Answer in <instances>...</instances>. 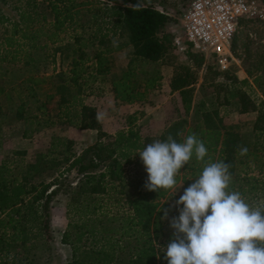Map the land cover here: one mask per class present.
<instances>
[{"label": "trees", "instance_id": "1", "mask_svg": "<svg viewBox=\"0 0 264 264\" xmlns=\"http://www.w3.org/2000/svg\"><path fill=\"white\" fill-rule=\"evenodd\" d=\"M22 1L24 5L14 8L13 17L0 13V98L6 101L4 107L0 104V129L21 124L25 127L22 137L29 138L27 126L36 132L63 124L86 131L90 141L77 143L75 149L73 140L53 137L49 149L38 153L18 173L10 167L12 162L8 158L1 160L0 264H15L16 248L29 252L34 247L32 242L50 240L51 203L62 196L66 199L67 215L74 219L68 222L61 237V244L68 246L71 253L66 264H167L165 252L158 254L155 247L165 234L162 224L165 210L168 216L173 211L167 198L179 182L184 189L193 183L203 164L193 157L176 177V186L159 192L145 188L148 176L138 182L128 179L125 167L143 163L138 152L169 135L183 142L195 133L205 143L213 161L223 160L231 165V188L239 191L246 201L264 190L263 181L249 176L246 160L250 154H239L240 137L234 126L223 123L218 109L203 108L201 119L190 125L187 121L202 70L201 85L225 90L221 106L232 104L238 114L258 113L254 130L264 131V43L251 51L247 33L254 24L261 26L260 33L264 34V22L241 19L231 42L233 56L246 65L247 77L262 95L260 104L241 89L249 82L238 81L231 71L233 65L226 72L211 62L204 65V56L187 46L183 55L189 63H170L173 72L168 83V96L180 98L183 116L174 106L152 139L142 137L144 125L136 124L138 114L134 112L127 118V130L109 136L97 120V109L86 104L85 98L105 88L116 103L141 106L148 101L163 79L157 65L171 60L175 50L173 41L177 35L172 27L176 20L167 11L169 1L160 2L161 8L141 0ZM183 3L178 0L173 3L177 14ZM92 4L104 6L91 7V18L86 23L80 22L81 10ZM91 9L87 12H92ZM91 27L92 30H86ZM68 30L72 33L65 42L62 35ZM243 34L245 38L241 41ZM127 48L129 59L118 74L113 71L114 57ZM15 63H22L31 73L25 78L14 76L17 82L7 89L12 77L2 65ZM146 65L151 68L143 69ZM218 76H222L223 83L215 82ZM47 82L53 92L40 99L36 88ZM17 90L19 93L12 95ZM242 157L247 159L244 161ZM241 181L242 184L236 185ZM111 192L125 198L127 213L108 216L101 211L102 199L98 197ZM172 239L173 232L167 235L165 244Z\"/></svg>", "mask_w": 264, "mask_h": 264}, {"label": "rangeland", "instance_id": "2", "mask_svg": "<svg viewBox=\"0 0 264 264\" xmlns=\"http://www.w3.org/2000/svg\"><path fill=\"white\" fill-rule=\"evenodd\" d=\"M76 1L83 2L84 0ZM141 1L143 3L145 2L153 4L158 8H161L160 2L163 3V0ZM168 1L170 4V8L167 11L172 16V19L176 20L173 24L172 31L177 36H180L181 31L178 22L179 14L190 0H178L181 1V3L182 1L184 2L182 6L178 7V14L176 13L177 10H175L172 6L173 3L177 0ZM2 2L3 0H0V13L9 17L14 16L15 7H22L24 5L22 0H6L4 1L5 4H3ZM103 6L104 5L101 4L87 5L81 10L79 21L82 23H86V21L91 18V13H93V9H91V7ZM89 9H91L92 12L88 13L87 11ZM260 27L261 26L259 25L253 24L247 32L250 34L248 35V39L250 42L251 51H255L259 45L264 43L262 36L264 34L262 32L260 33ZM86 30L90 31L92 30V27ZM71 33L72 31L68 30L67 33L62 35V38L65 42L68 41L71 36ZM240 37L241 41L245 38L244 34ZM69 42H71V40H69ZM129 54L130 49L127 48L115 55V63L113 69L114 72L119 74L120 71L126 66L127 61L129 59ZM172 57L173 58H171V60L165 59L157 65L158 69L163 74V79L160 83L159 88L150 93V95L148 96V101L146 103L142 104L141 106L138 105V110L134 109L135 114H138L136 124L140 123L144 125L140 131L142 137L148 136L154 139L155 136L160 132V129L163 126L164 120L168 115V112H170V110L173 109L174 106H176L175 108L179 109L181 117L184 114L183 107L180 103V98L177 95L173 97L168 96L169 89L166 87V84L168 85L173 72V68L172 66H170V63L179 64L189 62L186 61V58L182 53H179L176 50H173ZM236 59L238 61V65L234 64L232 66L233 68L231 67V71L234 72L238 81H242L244 79L248 80V85L241 86V89L246 92L256 104H260V102L263 100L260 91L252 84V79L247 77L245 73L246 65H244L238 58ZM210 62L211 61L206 60L204 58V65H211ZM190 64H192V62H190ZM2 66L7 72L11 73L12 77L11 85H6L7 89L14 86V83L17 82L14 76H17L18 78H20L19 76H23L25 78L28 74L31 73L28 72V68L24 67L22 63H15L10 66L3 64ZM146 68H151V65H146L145 67L143 66V69ZM16 70H19V72ZM199 74L200 78L198 79L194 87L195 89L193 92L191 111L187 116L188 125L193 124L192 122H195L198 119H201L200 112L203 108L218 109L219 115L221 116L223 123L225 125L234 126L235 131L240 137L241 146L248 148V153L250 154L249 158H246V160L242 157V159L244 161L246 160L249 164V176L254 177L256 180H259V182L263 181L264 183V131L261 132L260 130H254L255 121L258 113L249 112L247 114L242 115L237 113V108L232 104L221 106V102L224 101L225 90L220 88L213 90V88L208 86L207 84L201 85V76L203 74V71L200 70ZM215 82L219 84L223 83L222 76L216 77ZM103 85L104 84H99L98 86L103 87ZM52 92L53 89L51 88V85L48 82L36 88V94L40 99H44L46 95L52 94ZM18 93L19 92L17 90L12 95L16 96ZM152 94H158V97L153 98ZM0 100V104H2V106L4 107L3 104L6 102L4 97H1ZM85 102L88 105L94 106L97 109V113H100L103 116V119L100 120V123L102 126V130L107 135L113 136L116 132L120 130H127V118L129 116H132V105L127 106L114 102L111 95L105 88L100 93L97 92L95 95L85 98ZM148 103H153V106L150 107ZM51 106L53 107L54 103H52ZM140 110L144 112V115L142 117L139 115V112H141ZM147 116L150 117L148 118ZM9 126L10 127L6 125L5 127H3V129H0V162L1 160L8 158V160L12 162L10 167L14 169L15 173H18L20 170H22L25 164L33 162L38 153L45 152L46 150H48L53 137L68 138L73 140L74 142H76L74 148L75 146H79L78 144L80 142L87 143L88 141H90V139L87 137L86 131L74 129L63 124H57L52 128L39 130L36 132L31 131V127L27 126L26 130H28V132L31 134L29 138L22 137V132L25 127L21 124ZM15 152H24V155H14ZM254 153L256 155V158L258 157L257 162L256 158H252L254 157ZM59 160H62V158H59ZM138 160L139 159H137L136 161ZM239 168L242 169V167L240 166ZM125 170L127 178L131 179L134 182L142 181L145 179V177L148 176V173L143 163L130 164L125 167ZM183 173L184 172H182L181 175H183ZM72 175H74V173H72ZM241 176H243V173H241ZM186 178L189 177L186 176ZM51 180L52 179H48L47 181L50 182ZM240 184H242V181L236 183V185ZM183 191L184 184L182 182H179L177 186L173 190H171L170 195L167 198V202L172 206L173 211L172 214L168 216V219H162L163 232L165 234L155 244V247L158 250V254L160 252H164L163 249H165L167 246V244H165L166 237L169 233H172L174 231L170 226V222L173 217L179 216V208L175 206V202L183 194ZM62 197L55 198L51 203L50 240H48L47 242L39 240L34 243L32 242L34 247H30L31 251L29 252H24L16 248L15 264H19V262L20 264H26L27 261H32V264H66L70 261V248L66 245L61 244V237L66 229L68 222L73 221L74 219L71 217V215H67L66 199ZM98 199H102L101 202H99V204L102 203L101 211L103 213L109 214L108 216H116L128 212V206L126 205L125 198L120 197L114 192L109 193V195H103L101 197H98ZM247 202L249 204H253L254 206H259L261 202H264V190H259L255 195H251V198ZM179 207L183 206L181 205Z\"/></svg>", "mask_w": 264, "mask_h": 264}, {"label": "clouds", "instance_id": "3", "mask_svg": "<svg viewBox=\"0 0 264 264\" xmlns=\"http://www.w3.org/2000/svg\"><path fill=\"white\" fill-rule=\"evenodd\" d=\"M102 119L97 113V120ZM247 153V147L239 149L241 156ZM138 154L148 173L149 191L173 189L193 157L203 164L175 202L179 216L171 219L173 239L163 249L167 264H264V202L254 206L233 190L231 165L213 161L195 133L183 142L172 135L154 140Z\"/></svg>", "mask_w": 264, "mask_h": 264}, {"label": "built area", "instance_id": "4", "mask_svg": "<svg viewBox=\"0 0 264 264\" xmlns=\"http://www.w3.org/2000/svg\"><path fill=\"white\" fill-rule=\"evenodd\" d=\"M243 18L264 22V0H190L179 14L181 35L175 37L174 48L183 54L190 46L226 72L238 65L231 42Z\"/></svg>", "mask_w": 264, "mask_h": 264}, {"label": "crops", "instance_id": "5", "mask_svg": "<svg viewBox=\"0 0 264 264\" xmlns=\"http://www.w3.org/2000/svg\"><path fill=\"white\" fill-rule=\"evenodd\" d=\"M166 87L169 89V87H168V85L166 84ZM156 93V92H155ZM152 97H154V98H157L158 96L157 95H155V94H152ZM136 107V108H135ZM134 109H139L138 108V105H132V113H134ZM243 115V114H242ZM256 154H259V153H256ZM258 161V157L256 158V162ZM258 167V166H257Z\"/></svg>", "mask_w": 264, "mask_h": 264}]
</instances>
